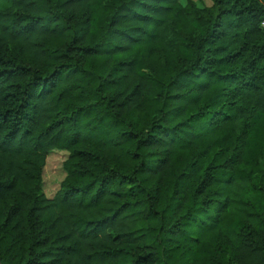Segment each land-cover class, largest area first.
Masks as SVG:
<instances>
[{
  "label": "trees",
  "instance_id": "trees-1",
  "mask_svg": "<svg viewBox=\"0 0 264 264\" xmlns=\"http://www.w3.org/2000/svg\"><path fill=\"white\" fill-rule=\"evenodd\" d=\"M263 22L264 0H0V264H264Z\"/></svg>",
  "mask_w": 264,
  "mask_h": 264
},
{
  "label": "rangeland",
  "instance_id": "rangeland-1",
  "mask_svg": "<svg viewBox=\"0 0 264 264\" xmlns=\"http://www.w3.org/2000/svg\"><path fill=\"white\" fill-rule=\"evenodd\" d=\"M187 1L196 3L200 8L212 5V0H180L185 5ZM68 152L64 150H51L46 156V163L42 173L41 188L47 197H53L59 190L60 184L66 176L64 162Z\"/></svg>",
  "mask_w": 264,
  "mask_h": 264
},
{
  "label": "built area",
  "instance_id": "built-area-1",
  "mask_svg": "<svg viewBox=\"0 0 264 264\" xmlns=\"http://www.w3.org/2000/svg\"><path fill=\"white\" fill-rule=\"evenodd\" d=\"M263 25H264V22H263Z\"/></svg>",
  "mask_w": 264,
  "mask_h": 264
}]
</instances>
